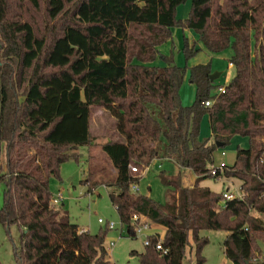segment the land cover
I'll return each mask as SVG.
<instances>
[{
  "label": "trees",
  "instance_id": "1",
  "mask_svg": "<svg viewBox=\"0 0 264 264\" xmlns=\"http://www.w3.org/2000/svg\"><path fill=\"white\" fill-rule=\"evenodd\" d=\"M187 0H0V224L21 229L13 246L16 264H113L105 228L92 233L52 204L49 182L60 179L65 161L79 160L75 150L91 144L90 120L100 107L114 117L115 137L101 145L115 174L102 181L87 169L83 182L92 191L105 182L122 234L135 236L131 219L166 227L136 254L141 264H184L191 232L195 264L207 243L201 229L225 230L224 253L233 264H256L264 242V0H190L187 17H177ZM40 19V22H39ZM194 31L183 38L186 60L203 47L212 53L232 49L235 74L217 96L211 62L192 66L154 63L158 46L172 28ZM188 72L195 100L184 105L179 88ZM214 98L211 105L205 101ZM208 114L211 138H201ZM246 136L232 166L223 171L241 181L243 198L219 205L223 192L200 183L210 173L217 142ZM169 158L190 168L196 178L160 173L167 199L160 203L131 190L139 180L131 166L147 167ZM1 264V263H0Z\"/></svg>",
  "mask_w": 264,
  "mask_h": 264
},
{
  "label": "rangeland",
  "instance_id": "2",
  "mask_svg": "<svg viewBox=\"0 0 264 264\" xmlns=\"http://www.w3.org/2000/svg\"><path fill=\"white\" fill-rule=\"evenodd\" d=\"M187 3L190 5V0L181 5L186 6ZM179 30L176 36L173 37L176 44L181 38ZM174 48L173 58L175 59L176 57L178 58L180 51L178 46ZM231 52L232 49L227 48L211 55L214 70L222 72L214 80L217 87L212 90L213 96L218 93V86L226 85L235 74V69L229 67V55ZM181 54L183 56L180 64L177 60L175 62L180 66H188L189 64L183 51ZM195 93L193 84L190 83L187 77L179 88L182 104L191 105L195 100ZM114 125L115 119L108 111L100 107L94 108L90 120V129L93 136L91 144L80 146V149L77 148L75 152L80 154L79 160L70 159L62 163L60 166V179L52 176L49 186L52 197L59 193L62 196L60 203L54 204V206L61 209L62 212H67L69 219L78 224L79 228H84L92 233L99 232L105 228L108 229L106 243H108V256L113 264H141L138 256L131 254V250L134 249L141 252L145 249L144 234L136 233L135 236H129L124 232L119 235L118 229L121 227V223L116 208L109 199L108 191L110 187L104 182L89 191V187L83 182L87 175L88 165L94 170V178H97L98 181L103 182L104 178L115 174L111 161L101 149V145L104 142L109 140V138L115 137ZM200 136L201 138H209L211 136L208 114H205L201 120ZM210 139L212 140L211 137ZM247 146L248 138L246 136L235 135L228 144L217 147L214 151L213 163L218 165L223 161L227 166H232L236 159L237 148H246ZM223 151L225 152L224 155L222 154ZM161 159H153L148 164V169H145L146 167L139 169L136 173L139 176V180L134 183L138 190L133 192L148 195L156 201L164 203L167 199V186L160 179L161 172L167 177L180 178L183 185H193L196 174L190 168L183 170V168L178 167V164L172 159ZM200 184L209 187L215 192H223L227 188L238 195L241 192V181L235 177L226 176L224 172L218 177H206ZM242 192L244 191L242 190ZM2 204L3 183L0 182V207ZM219 205L223 206L220 203ZM253 214L259 216L264 222V213L253 212ZM99 218L104 221L99 222ZM108 222H114L116 229L110 228ZM20 234L21 229L16 224L10 225L9 228L0 224L1 264H16L13 256V246L20 243ZM227 234L228 232L225 230L216 229H201L199 231V236L208 240L201 250V255L205 258L204 264H233L224 253V240ZM261 239H258L260 250L256 251L253 258V262L256 264H264V242ZM111 240L114 241L113 245H110ZM195 261L196 247L190 232L189 245L186 248L183 263L195 264Z\"/></svg>",
  "mask_w": 264,
  "mask_h": 264
},
{
  "label": "built area",
  "instance_id": "3",
  "mask_svg": "<svg viewBox=\"0 0 264 264\" xmlns=\"http://www.w3.org/2000/svg\"><path fill=\"white\" fill-rule=\"evenodd\" d=\"M217 89H218V93L215 96L219 95L220 93L225 92V85L218 86ZM213 102H214V98H211V99L206 100L204 103H205V105H211V104H213ZM222 154L224 155L225 152L223 151ZM226 167H227V165L223 161L220 162L218 165L213 163L211 165V168H210V173L212 176L218 177L222 174V172L224 171V168H226ZM131 170L133 172H136V173L139 171L137 166H131ZM131 190L132 191L138 190V187L136 186V184L133 183L131 185ZM244 195H245V193L242 192V190H241L240 194L238 195V194H235L232 191H230V189H226L223 191L222 198H221L219 203L223 205L226 200H230L233 198H243ZM61 199H62V196H61V193H59L56 196L52 197V199H51L52 204H55V205L59 204ZM98 221L103 222L104 220L102 218H99ZM131 222L135 226V232L136 233L144 234V236H145L144 245L145 246L150 244L148 237L151 235H155L158 238V241L155 244V248L157 250L161 251L162 253L167 252V249H165L162 245V241H163V239L165 237V233H166V227L165 226H163L159 223L145 221V218L143 216H140L137 213L132 216ZM108 225L110 228L116 229L114 222H108ZM122 230L123 229H122V225H121V227L118 229L119 235H122ZM113 243H114V241L111 240L110 245H113ZM106 246L108 248V243H106Z\"/></svg>",
  "mask_w": 264,
  "mask_h": 264
},
{
  "label": "crops",
  "instance_id": "4",
  "mask_svg": "<svg viewBox=\"0 0 264 264\" xmlns=\"http://www.w3.org/2000/svg\"><path fill=\"white\" fill-rule=\"evenodd\" d=\"M181 6L182 5L178 6L177 17L183 19V18L187 17V15L189 13L190 5H188V3H187L186 6H184V5L182 7ZM179 29H181V30H179ZM178 30L180 31L181 38H180V41L178 42V44H176L175 40H173V37L176 36V33H177ZM172 34H173V36L171 37V39L167 40L166 42H164V43H162L161 45L158 46L159 56L155 59L154 63H156L158 65L165 64V61L163 60L164 57L165 56H170V55L173 56L174 55V49H175L174 47L178 46V48H179L178 50L180 52H179L178 58L177 57L175 59L173 58V63L177 64L175 62V60H177V62L180 64L181 57L183 56L181 54L182 53V47H183V38L187 37L190 41L191 40H195V39L198 38V35L194 31H192L190 29H182L180 27H173L172 28ZM198 44L201 47V51L196 56H194L193 58L188 60V64H189L188 67L192 66V65H195V64H198V63H207L208 61H210L211 62V67H212V72L215 71L214 68H213V65H212V60H211V55L214 54V53L209 52L207 49H205L201 42H199ZM231 54H232V52H231ZM231 54L229 55V59L231 57ZM229 67H231V69L234 68L233 63L230 62V61H229ZM221 74H222V72H220V75ZM187 77H188V72L186 73L184 79H186ZM193 87L195 89V84H193ZM211 135H212V132H211ZM78 149H80V148L78 147ZM164 159H166V158H162L161 160H164ZM178 167H180V166L178 165ZM145 169H148V167H146ZM186 169H188V168H183V170H186ZM194 180H195V178H194ZM227 189H229V188H227ZM80 229H84V228H80Z\"/></svg>",
  "mask_w": 264,
  "mask_h": 264
},
{
  "label": "water",
  "instance_id": "5",
  "mask_svg": "<svg viewBox=\"0 0 264 264\" xmlns=\"http://www.w3.org/2000/svg\"><path fill=\"white\" fill-rule=\"evenodd\" d=\"M219 75H220L219 71H213V72L210 73V79L211 80H215L217 77H219ZM217 145L218 146H222L223 143L222 142H217Z\"/></svg>",
  "mask_w": 264,
  "mask_h": 264
}]
</instances>
